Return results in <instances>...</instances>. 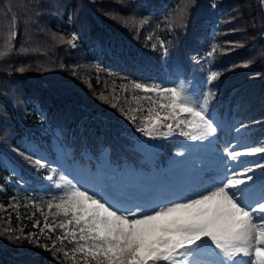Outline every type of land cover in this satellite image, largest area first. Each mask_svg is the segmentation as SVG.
Masks as SVG:
<instances>
[{
	"label": "trees",
	"instance_id": "obj_1",
	"mask_svg": "<svg viewBox=\"0 0 264 264\" xmlns=\"http://www.w3.org/2000/svg\"><path fill=\"white\" fill-rule=\"evenodd\" d=\"M13 20L18 35L10 55L0 39V231L33 234V219L43 225L31 204L56 190H46L47 169L24 158L35 146L58 172L69 170L88 184L105 147L110 164L129 174L147 173L152 153L161 179L144 185L156 188L159 206L166 203L159 198H171L178 178L170 159L186 138L136 131L138 124L122 114L137 106L124 91L132 80L211 89L210 110L219 120L244 123L253 140L264 138V0H0V37ZM73 33L75 48L66 43ZM212 71L220 76L205 84ZM71 247L57 253L0 236V264H73Z\"/></svg>",
	"mask_w": 264,
	"mask_h": 264
},
{
	"label": "snow or ice",
	"instance_id": "obj_2",
	"mask_svg": "<svg viewBox=\"0 0 264 264\" xmlns=\"http://www.w3.org/2000/svg\"><path fill=\"white\" fill-rule=\"evenodd\" d=\"M17 35L13 20L7 37H0L9 55ZM77 39L73 33L66 43L75 48ZM159 46L167 55L163 40ZM19 51L26 53L28 49L21 47ZM216 51L213 46L208 56ZM16 70L23 73L26 69ZM218 76L220 72L212 71L204 83L210 84ZM124 91L132 93L137 106L122 114L130 123L138 124L136 131L145 137L178 135L212 144L226 128L210 110L215 98L211 89L204 92L183 81L166 86L132 80ZM99 99L107 102L103 94ZM227 131L237 134L236 142L226 143L215 171L197 162V183L151 210V203L120 190L114 179L101 177L89 188L76 177L58 172L45 156L38 155L40 149L35 146L31 155L20 154L38 169H47L43 177L48 182L46 190L56 192L47 200L31 204L43 217L42 226L39 219H33L37 233L24 234L20 229L17 235V230L5 228L0 236L6 235L13 243L28 239L37 247L57 253L67 243L72 245L73 264H264V138L253 140L244 123ZM176 155L184 157L185 152ZM33 216L35 213L28 218ZM45 237L49 243H39ZM63 254L69 256V251Z\"/></svg>",
	"mask_w": 264,
	"mask_h": 264
},
{
	"label": "rangeland",
	"instance_id": "obj_3",
	"mask_svg": "<svg viewBox=\"0 0 264 264\" xmlns=\"http://www.w3.org/2000/svg\"><path fill=\"white\" fill-rule=\"evenodd\" d=\"M225 125H227V123H225ZM228 127L229 126H226L225 130L221 131L218 134V138L215 139L212 144L206 142L204 145L197 147L187 143L184 146L177 148L176 153L183 151L185 152V156L180 157L177 156L175 153V158L172 160V165L175 168L182 169L181 171L188 169V174L182 178L183 180L176 182L177 184L176 187L177 186L178 187L175 189V192L172 194L171 199H174L173 196H175L177 193L181 192L188 186H192L197 183L199 178L198 177L199 170L196 168L197 162H201L203 165L209 166L213 171H215L217 167V163L219 162L218 159L219 153L222 152L227 142L229 141L232 142L231 137L233 133L232 132L229 133L227 131ZM62 155H64V152H62ZM101 158L102 159L99 164L100 168L92 173L93 178H91V183L93 184L91 183L88 184V182L84 179V177L81 176L76 177V179H79L83 185L89 188L94 187L97 181L101 177H105L106 179H114L116 186L120 190L127 192L128 194L136 198L138 196L137 195L138 191L142 189L140 187H141V183L144 181V177L137 175L136 178L131 179L130 174H126L125 172L124 173L118 172L116 168L108 164L104 155H102ZM220 167H222V165H220ZM65 174H69L70 178L73 177V175L70 173L69 170H66ZM211 174L212 173L210 172L209 175ZM165 201L167 202L166 198L159 199L160 203ZM152 205L153 204H151L148 210H151Z\"/></svg>",
	"mask_w": 264,
	"mask_h": 264
}]
</instances>
